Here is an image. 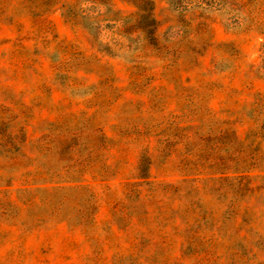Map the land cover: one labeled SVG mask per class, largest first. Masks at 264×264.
Returning a JSON list of instances; mask_svg holds the SVG:
<instances>
[{"label":"rangeland","instance_id":"obj_1","mask_svg":"<svg viewBox=\"0 0 264 264\" xmlns=\"http://www.w3.org/2000/svg\"><path fill=\"white\" fill-rule=\"evenodd\" d=\"M0 264H264V0H0Z\"/></svg>","mask_w":264,"mask_h":264}]
</instances>
